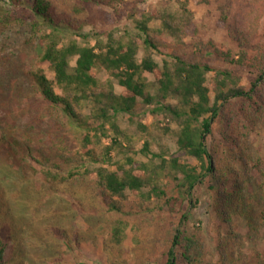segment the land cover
<instances>
[{
    "label": "trees",
    "instance_id": "16d2710c",
    "mask_svg": "<svg viewBox=\"0 0 264 264\" xmlns=\"http://www.w3.org/2000/svg\"><path fill=\"white\" fill-rule=\"evenodd\" d=\"M141 2L67 0L66 10L52 0H7L19 9V18L2 13L0 6L3 29L17 21L26 40L41 43L35 59L38 67L25 78L48 107L71 120L81 134L72 156H46L32 148L41 143V121L33 117L22 134H8L5 149L25 173V159L38 153L35 163L46 191L70 196L80 215L90 216V209L99 211L98 205L105 214L116 216L107 236L121 247L129 230L137 259L143 258V246L159 216L167 215L161 220L170 230L164 234L163 264H207L203 236L189 227L197 206L195 191L203 188L210 218L218 224L219 264H263L255 246L249 257L245 254L239 229L246 230L252 245L264 231V155L255 146V138L264 132V0H216L218 22L234 50L199 41L191 43L190 54L182 50L192 22L191 0H174L172 10L164 5L139 12L138 19L134 11L125 14L127 5L132 11ZM198 4L209 7L211 2L198 0ZM102 8L130 19L135 32L107 34L92 46L75 40L65 43L67 34L86 41L81 31L94 26ZM154 53L163 57L161 67L154 62ZM211 56L222 67L209 64ZM99 72L121 90L116 92L111 81H100ZM140 72L153 78L154 95L138 81ZM147 114L160 117L153 133L142 124ZM123 116L135 126V135L120 127ZM171 133L177 151L195 160L197 167L171 156L159 143ZM137 155L146 161L137 163L133 159ZM62 161L71 168L64 172ZM12 228H7L8 237H2L0 230V264H5V250L14 238ZM52 231L70 251L82 241L77 232Z\"/></svg>",
    "mask_w": 264,
    "mask_h": 264
},
{
    "label": "rangeland",
    "instance_id": "374dc122",
    "mask_svg": "<svg viewBox=\"0 0 264 264\" xmlns=\"http://www.w3.org/2000/svg\"><path fill=\"white\" fill-rule=\"evenodd\" d=\"M23 1L25 0H19L20 3ZM52 1L56 5L59 4V8L68 9L67 0ZM215 1L210 0L211 5L204 7L198 4V0H191L189 10L192 13V22L183 40L186 44L182 50L183 53L193 52L191 43L199 41L204 44L213 42L223 51L234 50L227 39L224 27L218 22ZM164 5H167L170 10L175 8L174 0H142L132 11L129 9L131 4L127 5L124 12L127 15L134 11V19H138L139 12H147L153 7L160 9ZM0 6L4 10L2 13L19 18V9L11 4L8 5L7 0H0ZM16 23L18 24L17 21H13L11 23L13 27L9 30L3 29L4 25L0 24V224L2 225L0 230L3 231L2 237H8L7 228L11 225L14 233V238L12 237L5 250L4 263L163 264V252L166 250L164 234L170 230L168 223L161 220L165 217L167 219V215L159 216L157 226L152 228V234L147 237L143 246V258L137 259L134 253L136 247L131 240L132 234L129 230L121 247H115L107 236L108 227L113 219H117L116 216L105 214L98 205L95 207L99 208V211L90 209V216L80 215L73 206L70 196L46 191L44 181L38 173L39 165L35 163V159H39L36 152H43L50 157L60 153L72 156L80 144L81 134L71 120L51 110L25 78V73L32 72L38 67L35 59L41 53V43L32 39L26 40L25 30L17 28ZM81 32L86 36V41L67 34L65 43L75 40L81 46H92L98 39L105 40L107 34L119 37L125 32L134 33L135 30L130 19L118 18L110 9L102 8L98 17L94 18V26H87ZM142 56L143 53L140 50L137 56L138 63ZM153 60L158 67H161L162 56L154 53ZM207 61L214 67H222L220 60L212 56L208 57ZM73 65L74 59L70 61V72L73 70ZM46 76L50 77V74L46 73ZM97 77L100 81H111L116 92L121 90L117 82L111 80L104 72H99ZM211 77L212 74H208L207 86L210 90L213 88ZM137 78L147 92L152 95L156 93L157 86L151 76L140 72ZM33 117H39L41 121L39 136L41 143L35 144L32 148L36 152H32V156L25 159L24 164L28 166L25 173L15 165L7 153L6 138L9 133L22 134L25 124ZM158 120L160 117L156 118L147 114L143 117L142 124L150 133H153ZM119 124L122 129L131 134L137 133L135 126L129 125L125 116L120 118ZM175 140V135L171 133L159 143L166 147L171 156L197 167L198 163L195 160L177 151ZM140 146L141 143L137 144L136 149L138 150ZM255 146L264 155V132L255 138ZM152 150L157 152L156 147ZM112 156L115 155L112 154ZM133 159L137 163L146 161L139 155L133 156ZM61 168L65 172L71 168V165H66L62 161ZM73 186L76 190L78 185L76 183ZM194 199L197 200V206L191 212L189 227L198 229L203 236L208 253L207 264H219L215 249L218 224L210 218L208 213L209 198L204 189L199 188L195 191ZM53 228H65L72 234L77 232L82 241L73 251H70L62 240L54 236ZM239 235L244 242V252L248 257L254 252L255 246L264 259V231L262 238L255 245L246 240L244 228L239 229Z\"/></svg>",
    "mask_w": 264,
    "mask_h": 264
}]
</instances>
